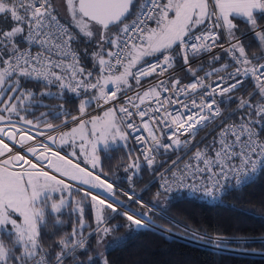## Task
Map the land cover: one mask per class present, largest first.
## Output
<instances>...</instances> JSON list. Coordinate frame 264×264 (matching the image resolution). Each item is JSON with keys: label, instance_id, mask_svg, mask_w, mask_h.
Wrapping results in <instances>:
<instances>
[{"label": "snow or ice", "instance_id": "6c2138e0", "mask_svg": "<svg viewBox=\"0 0 264 264\" xmlns=\"http://www.w3.org/2000/svg\"><path fill=\"white\" fill-rule=\"evenodd\" d=\"M65 5L68 19L62 22L53 0H0V18L12 25L0 28V237L6 235L11 241L6 244L0 238V264H98L97 258L108 264L103 252L93 256L88 247V237L96 236L101 245L115 230L105 210L121 214L129 229L148 226L147 212L121 210L113 183L81 167L83 160L91 169L98 168L101 142L108 150L110 142H126L131 136L149 168L161 151L187 152L195 147L182 168L166 169L168 176L160 174L165 193L188 189L215 199L229 186L247 185L264 175V51L250 55L235 22L241 19L264 49V26L259 23L264 20V0H143L139 4L137 0H65ZM130 16L134 19L128 22ZM81 37L96 45L90 54L83 50L91 56L95 71L82 64L75 47ZM217 48L220 51L210 56L208 65L220 67L198 75L205 65L193 68L191 61ZM147 57L154 59L149 62ZM178 60L191 82L175 77ZM213 75L217 79L207 82ZM149 77L155 79L141 91L142 80ZM246 80L254 83L255 90L247 98L237 97L236 109L225 115L217 97L227 103ZM31 81H42L43 90L37 93L25 87ZM109 85L114 88L109 90ZM66 91L80 99L81 115L93 101L96 107L110 106L89 120L76 116L69 120L63 104L58 105L60 111L52 115L64 117L63 126L70 131L47 122L49 113L35 117L33 109L43 105L42 97L62 100ZM118 93L124 103L111 106ZM212 122L219 129L212 140L203 149L193 145L195 136ZM52 133H58L59 142ZM164 139L170 143H163ZM5 140L24 154L13 151ZM51 145L67 146L76 162ZM29 154L35 162L27 158ZM45 161L61 178L44 169ZM129 170L131 180L140 164L130 163L125 171ZM64 177L88 187H77ZM89 189L107 195L102 198ZM75 193L90 198L95 227L84 219V201H75L72 210L79 217L78 227L57 241L58 251L46 249L40 230L45 209L53 215L62 213L71 207ZM80 254L86 259L81 260Z\"/></svg>", "mask_w": 264, "mask_h": 264}, {"label": "trees", "instance_id": "16d2710c", "mask_svg": "<svg viewBox=\"0 0 264 264\" xmlns=\"http://www.w3.org/2000/svg\"><path fill=\"white\" fill-rule=\"evenodd\" d=\"M142 1L137 0V4ZM135 11L134 6L133 12ZM235 22L243 31V35H246L242 39L249 54L260 55L264 49L258 44L253 34H250L251 31H248L247 25L241 19H237ZM259 23L262 25L264 20H259ZM11 26L10 20L0 18V28L7 29ZM77 47L81 54L82 64L87 69H92V58L90 55L85 56L83 50L86 48L90 54L96 45L86 42V39L81 37ZM209 59L210 57H207L192 63V67L197 68L203 63L205 70L219 64L209 66ZM181 64L182 62L178 60L177 65ZM92 70L95 71V69ZM179 74L183 79L191 77L186 68L180 69ZM42 85L40 82L31 81L27 82L25 87L39 93L43 90ZM249 86L253 88L254 83H250ZM52 91H56L55 86H52ZM42 100L43 105H37L33 109L35 117H39L42 112L49 113L46 118L47 122L54 126L62 124L64 120V117L57 119L52 115L53 112L60 111L58 105L63 104V109L68 113L67 119H71L72 116H81L79 112L80 99L72 93L66 91L62 100L52 97H42ZM92 109L93 103L86 107V112ZM29 118L34 117L30 115ZM60 148L66 153L69 152L67 146ZM98 153L100 163L96 170L100 172L99 169L102 168L103 172H100L102 175L112 179L123 188L140 189L146 184L152 172V169L142 165L130 138L126 147L117 145L109 147L108 150L99 147ZM137 162L140 164V170L129 180L128 177L132 175V171H125V169L130 163ZM154 189V186H151L142 194L148 203L172 220L200 232L204 235L201 237L202 239L210 241L212 240L210 236H216L221 239L219 243L237 253L211 250L178 239L167 238L152 229L135 227L129 229L126 219L116 215L108 219L109 226L115 229L109 236L117 235L119 232L127 234L121 238L123 243L119 245L115 243L103 252L108 264H264V175H258L254 182L240 189L232 190L218 204H208L197 199L165 192L160 193L159 198H156ZM53 199L57 198L53 197ZM78 200L84 201L82 206L84 207L85 221L92 228L95 227V212L91 207L90 198L83 197L81 193H75L71 207L62 213L53 215L50 208L45 209V221L40 230L41 241L46 249L58 251L57 241L65 234H70L74 227H78L79 217L72 210L75 207V201ZM154 220L172 230L186 232L164 216L154 215ZM88 231H91V228L85 231L86 236ZM0 238L6 244L11 243L6 235ZM88 247L91 250V255L96 256L99 251L96 236L88 237ZM80 259L84 260L86 257L80 254ZM97 260L98 264H102L99 258Z\"/></svg>", "mask_w": 264, "mask_h": 264}, {"label": "built area", "instance_id": "2783aa9c", "mask_svg": "<svg viewBox=\"0 0 264 264\" xmlns=\"http://www.w3.org/2000/svg\"><path fill=\"white\" fill-rule=\"evenodd\" d=\"M131 19H134V16H131L128 19V22H131ZM63 21L64 20H62V22ZM152 26L154 27L155 25L152 24ZM262 26H264V23L262 24ZM251 33L252 32H250V34ZM244 36H246V35H242V38ZM223 39H224V37L222 35L221 36V42H223ZM34 47H37V46H34ZM75 47L78 50L77 45H75ZM219 51H220V49L217 48V49L214 50L213 53H205L204 55L200 56L198 59L192 60L191 64L195 63V62H197V61H199V60H201L203 58L210 57L211 55H214L216 52H219ZM79 54H80V52H79ZM80 56H81V54H80ZM153 59L154 58H152V57L148 58L149 62H152ZM215 67H217V68L220 67V64H218ZM182 68H185V66H183V64H181L180 66L176 65V68L174 70L175 77L180 78L182 83H185V84L191 82L192 79H193L192 77L183 79L180 76L179 70L182 69ZM211 70H212V68L205 69L202 72L198 73V75L203 76L204 75V71H211ZM170 71H172V70H170ZM224 74H225L224 72L220 73V75H224ZM154 79H155L154 77H149V78H146V79L142 80V82H141V84H142L141 91L146 90V88H147V86L149 84V81H152ZM161 79H164V77H161ZM216 79H217V77L215 75H213L212 77L206 78L207 82H211V81H214ZM40 83L43 84L42 81H40ZM250 83L253 84V82L251 80H246L244 85L238 91H236L235 93L232 94L234 98L229 100L227 103H225L222 98L217 97V99L220 101L219 106L223 110L225 115H227L233 109H236L237 103H238L237 97L243 96V97L247 98V94L250 93V92H253L255 90L254 87L251 88L252 86H249ZM53 86H55V85H53ZM113 88H114V86L110 87L109 90H111ZM129 94L131 95L132 93H129ZM122 103H124L123 98H122L121 94L118 93L117 100L113 101L111 106H119V104H122ZM146 103H147V101H146ZM109 106L110 105L101 104L100 107H96L95 101H93V109L91 111H89L90 113H88L86 115L83 114L82 116H79L77 118L78 119H85L86 117L90 116V114L99 113L101 111L106 110ZM69 120H71V119H69ZM74 124L75 123H73L72 125H74ZM56 126L61 127L63 131L65 129L69 128V127L63 126V123L59 124V125H56ZM41 129L44 130V131L47 130L44 127H41ZM217 131H219V129L216 128V122L210 123V125L207 128L201 130L195 136L194 140H192V144L198 146L200 149H203L204 146L206 144H208L212 140V138L216 135ZM52 134L57 136V141H58V138H59L58 133H52ZM185 138H186L185 136H180L181 140H184ZM38 139H43V137H38ZM130 139H131V141L134 144V148H135L136 154H137L139 160L141 161L142 165L145 166L148 169H152V172L149 175L146 184L143 187H141L140 189H126V188H123L120 185H118L117 183H115L112 179L102 175L97 170L91 169V166L87 165L85 163H81L80 162L81 163V167H87L89 170L94 171L95 174L101 175V179H107L109 182L113 183L114 190L116 192V198H117V200L119 202H121L119 204V207H120L121 210L129 211V212H136V213H140V212H147L148 213L147 217H146L148 226L147 227H143V228H139V229H152V230H155V231L163 234L167 238L178 239V240H181V241H184V242H187V243H191V244L202 246V247L206 248V246H205L206 240L201 238L202 236H204L203 234H201L200 232L195 231L193 229H190V228H188V227H186V226H184V225H182V224H180V223H178V222H176L174 220H172L170 217H168L166 214H164L163 212L158 210L155 206H153L150 203H148L142 197L143 192H145V190L150 188L151 186H154L155 194L157 192H160V193L164 192L162 190V188H161L162 181L160 180V174L164 173L165 176H168L169 172H166L165 171L166 169L174 170L176 167L182 168L183 167V162L187 161L188 157L191 156V154L196 150V148L193 147L190 150H188L187 152L185 150H183V149H176L175 151L169 150L167 153H164L163 151H161V153H157L156 154V158H155V161L153 163V166L151 168H149V167H147L146 163L143 160V154L140 152V145H138L136 143V141L133 138H131V136H130ZM5 142L9 143L10 147H13L11 142H9L7 140H5ZM45 142L51 144L50 141H45ZM163 143H170V141H168L167 139H164ZM51 146H52L54 151L55 150H59L60 154L62 156L67 154L68 158L73 159L74 163L76 162L75 158L71 157V155H69L68 153L64 152L61 148H58L57 145H51ZM13 151H20L21 154H24V150L20 149L18 145L13 147ZM178 157H179V159H178ZM27 158L32 159L33 162H35V159L33 157H31L30 154L27 156ZM173 160H177V165H175V166L172 165V161ZM43 167H44V169L46 171H49L50 174H54L58 178H61L60 174L56 173L54 171V169H49L47 167V162L46 161L43 163ZM64 179H65L66 182L72 183V184L76 185L77 187H80V188H87L88 187L86 185H80L78 181H69L68 178H66V177H64ZM243 186H245V185H241V186H238V187L229 186V188L225 192H223L222 194H217V197L215 199L203 195L202 192H194V191H191V190H188V189L176 190L175 188H173V190L171 192H169L168 194H171V195H175V194L182 195V196H185L187 198H193V199H197L199 201L206 202L208 204H218L219 202H221V200L229 192H231L232 190H235V189H240ZM89 190L93 194H99L102 198L107 195L105 192H103L100 189H89ZM125 193H127L129 196H132V199L129 200L128 196H126ZM109 200H111V197H109ZM136 201H141L144 205H147L148 207H151L152 211L148 212V208H141L140 205ZM92 209L95 212V209L93 207H92ZM107 213H109V216H107L109 218H111L113 216H116V215L120 216V217H123L119 213L112 214L110 211L105 210V213H104L105 216H106ZM154 215H161V216H164V217L168 218L169 220H171L172 222H174L178 226H180L186 232L183 233V232H180V231H175V230H172L170 228H167V227L157 223L154 220ZM210 238L211 239H215V240L219 239V238H215V237H210ZM225 251H229V250H225ZM232 252H235V251H232Z\"/></svg>", "mask_w": 264, "mask_h": 264}, {"label": "rangeland", "instance_id": "374dc122", "mask_svg": "<svg viewBox=\"0 0 264 264\" xmlns=\"http://www.w3.org/2000/svg\"><path fill=\"white\" fill-rule=\"evenodd\" d=\"M54 3H55V7L56 9L58 10V13L60 15V17H62L63 20H67L68 17H67V13H66V5H65V0H54ZM131 84L134 85V83L131 81H129ZM110 87H113V85H109V88ZM105 111V110H104ZM104 111H101L99 113H94V114H90L89 117L85 118L84 120H89L91 119V117L93 116H97V115H103V112ZM90 112H86V109H85V112H84V115L88 114ZM82 116V115H81ZM76 117H79V116H76ZM77 126L76 124L72 125V127H75ZM70 127L67 128L66 130L64 131H70ZM130 138V137H129ZM59 140V138H58ZM59 142V141H58ZM129 143V139L126 141V142H120V141H117V142H110V146L109 147H113V146H117V145H122V146H127ZM99 147H103V142L100 143V146ZM69 155H71V149H69V152H68ZM74 158V157H73ZM76 159V158H75ZM81 163H84L83 160L80 161ZM87 165H90V164H87ZM91 166V165H90ZM82 194V193H81ZM83 195V194H82ZM107 216H109V213L106 214ZM127 233H123V232H119L117 235H112V236H107L104 241H103V244L99 245V252H104L105 249H107V247L109 246H112L113 244L115 243H112V241L114 239H121L123 236H125ZM210 237H215V238H218L216 236H210ZM219 240L220 239H212L210 241H206L205 242V246L206 248L208 249H211V250H218V251H225V250H229V252H232L234 250H231V249H228L226 248L227 246H224L223 244L219 243ZM236 252V251H235ZM237 253V252H236Z\"/></svg>", "mask_w": 264, "mask_h": 264}, {"label": "crops", "instance_id": "0c3cea01", "mask_svg": "<svg viewBox=\"0 0 264 264\" xmlns=\"http://www.w3.org/2000/svg\"><path fill=\"white\" fill-rule=\"evenodd\" d=\"M209 2H211V0H209ZM238 25V24H237ZM149 57H147L146 59H148ZM133 82V81H132ZM134 83V82H133ZM134 86V85H133Z\"/></svg>", "mask_w": 264, "mask_h": 264}]
</instances>
